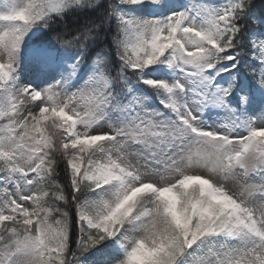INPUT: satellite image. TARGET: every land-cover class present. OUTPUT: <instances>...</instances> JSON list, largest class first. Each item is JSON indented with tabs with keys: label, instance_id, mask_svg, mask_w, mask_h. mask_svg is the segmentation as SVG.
<instances>
[{
	"label": "snow or ice",
	"instance_id": "obj_1",
	"mask_svg": "<svg viewBox=\"0 0 264 264\" xmlns=\"http://www.w3.org/2000/svg\"><path fill=\"white\" fill-rule=\"evenodd\" d=\"M0 264H264V0H0Z\"/></svg>",
	"mask_w": 264,
	"mask_h": 264
},
{
	"label": "trees",
	"instance_id": "obj_2",
	"mask_svg": "<svg viewBox=\"0 0 264 264\" xmlns=\"http://www.w3.org/2000/svg\"><path fill=\"white\" fill-rule=\"evenodd\" d=\"M61 173H63V165H61ZM61 179L63 180V175L61 176Z\"/></svg>",
	"mask_w": 264,
	"mask_h": 264
}]
</instances>
